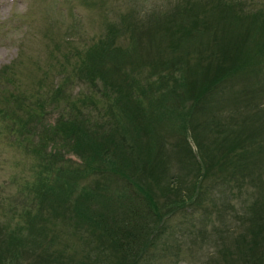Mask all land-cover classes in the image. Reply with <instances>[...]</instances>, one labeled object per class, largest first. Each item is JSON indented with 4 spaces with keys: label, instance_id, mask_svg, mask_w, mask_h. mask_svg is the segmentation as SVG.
Wrapping results in <instances>:
<instances>
[{
    "label": "rangeland",
    "instance_id": "rangeland-1",
    "mask_svg": "<svg viewBox=\"0 0 264 264\" xmlns=\"http://www.w3.org/2000/svg\"><path fill=\"white\" fill-rule=\"evenodd\" d=\"M262 26L264 0H0L1 235L22 234L18 245L33 246L29 230L37 229V223L47 222L45 201L39 200L43 192L39 194L31 187L38 180L34 168L39 157L34 148L37 136L51 142L60 141L54 137L52 126L66 104L58 100L50 106L48 98L55 85L61 83L77 107L82 99L91 97V107L102 110L105 103L89 84L78 76L69 82L61 81L64 73L59 68L68 50L87 49L107 35H113V45L124 56L121 68L131 71L125 81L154 85L153 96L162 97L163 101L149 107L154 117L148 125L153 130L151 135L159 134L167 138L165 143L173 145L171 148L177 157L173 164L180 162L177 168L185 185L189 186V180L193 179L195 167L187 150L199 154L203 166L199 178L203 175L209 182V188L202 189V200L198 196L194 210L167 214L164 229L154 244L155 257L144 264H218L207 257L218 248L217 241L236 244L251 237L249 228L252 227L255 233L264 235V191L258 190L259 185L264 188ZM111 29L114 31L109 34ZM191 30L200 38L198 42L192 39L198 37ZM232 33L238 41L233 44ZM176 41L179 42L173 45ZM241 44H248L246 51H238ZM201 53L208 58L198 60ZM193 65L206 70L205 87L210 92L206 106L203 105L205 109L195 108L191 113L193 106L182 97L184 81L191 83L195 79L193 76L183 79L184 70ZM167 92L175 95L168 96ZM198 92V89L192 91ZM38 100L44 101L42 108L37 106ZM78 108L87 111L82 104ZM27 114L34 116L33 129ZM214 122L220 124L214 125ZM191 128L197 134L193 138ZM184 130L188 135L183 136ZM223 138L229 144L240 142L247 164L230 179L231 167L217 166L212 159L221 156L215 148L216 142H222ZM202 145L205 148L200 152ZM65 159L67 167L68 160L81 167L80 158L73 152L66 153ZM237 176V184L225 181ZM96 179L89 175L80 182H88V186L79 182L76 185L88 188L89 201L84 212L97 218L106 211L104 197L97 194L99 188L119 204L121 197L111 181H102L96 188ZM60 181L65 185L68 180L48 176L44 184L57 185ZM80 195L75 186L67 202L69 210L74 212L65 211L67 218L55 213L49 215L50 221L45 225L49 239L50 233L62 232L65 237L58 234L55 241L43 242V248L47 253L64 250L65 254L66 251L71 257L67 259L70 264H78L83 259V249L87 246L80 239L89 241L94 230L82 223L81 218L70 216L75 213ZM154 199L162 200L158 195ZM26 212H31L34 222L27 219ZM256 217L262 219V224L254 223ZM229 231L232 233L227 241Z\"/></svg>",
    "mask_w": 264,
    "mask_h": 264
},
{
    "label": "trees",
    "instance_id": "trees-1",
    "mask_svg": "<svg viewBox=\"0 0 264 264\" xmlns=\"http://www.w3.org/2000/svg\"><path fill=\"white\" fill-rule=\"evenodd\" d=\"M110 27L114 28L112 25ZM113 31L111 29L109 34ZM193 33L195 37H198L195 32ZM192 39L198 42L200 38ZM178 42H173V45ZM230 42L231 44L238 42L233 33L230 35ZM247 47L248 44H241L238 51H246ZM63 58L64 62L59 68L64 73L61 81L69 82L72 77L78 76L80 80L89 84L97 95L99 94L98 97L105 103V106L102 110L91 107V97H87L86 100L82 99L78 103V107L82 104L87 111L81 110L65 94V88L63 89L61 83L55 85L48 98L49 105L53 106L58 100L66 103L56 123L52 126L54 137L59 138L60 141L53 139L54 142H51L36 135L34 151L39 159L34 171L38 180L34 181L31 186L33 191L39 194L43 192L39 200L40 202L45 201L47 222L37 223V229L29 230L28 233H32L30 239H32L33 246L18 245V241L22 240L20 238L22 234L2 236L0 232V264H50L49 261L55 264L59 262L70 264L67 259L71 257L66 251L65 254L64 250L47 253L43 244L46 241H55L58 234L65 237L62 232L57 235L50 233L51 239H49L45 233V225L50 221L49 215L54 213L67 218L64 213L70 209L67 202L75 186L81 195L77 198L78 206L76 205L75 213L70 216H75L77 220L81 218L82 223L94 229L89 235V241L80 239L87 247L83 249V259L78 264L147 263L155 257L153 256L156 251L154 244L164 229L167 214L170 211L194 210V206L198 204L196 202L198 196L202 200L204 195L202 189L209 188L208 179L204 180L203 175L199 178V174H203L201 172L203 166L200 164L201 157L187 150L189 157L195 161V167L194 177L189 180V186H186L182 173H180L181 170L177 168L180 162L177 165L173 164L174 159L177 158L171 148L173 145L165 143L167 138H161L159 134H157L159 137L151 135L153 130L148 125L154 117L149 107L156 102L163 101L162 97L153 96L154 85L143 86L138 82L125 81L131 71L124 67L121 68L124 56L119 53V48L113 45V35L100 38L87 49L68 50L63 54ZM207 58L201 53L198 60ZM72 61H74L73 64ZM241 66L243 69L242 64ZM184 71L186 76L183 79L190 76L195 78L191 83L184 81L185 95L182 97L190 101V105L193 106L191 113H193L195 108L201 109L208 102L210 91L205 87L204 73L206 70L193 65L191 69L186 68ZM194 89H198L199 92L192 93ZM174 95L168 94V96ZM37 104L39 108H42L44 101L38 100ZM170 105L172 108V104ZM94 110L96 111L95 116H93ZM172 112L168 111V113ZM5 113L7 114V111ZM27 115L29 125L33 129L34 116ZM178 115L183 117L188 114ZM219 124L214 122V125ZM12 131L16 132L14 129ZM191 131L192 138L197 136L195 128H191ZM18 133L21 134L19 131ZM187 133L184 130L183 136L188 135ZM227 141L228 139L223 138L222 142H216L218 146L215 149L221 156L212 159L215 160L217 166L226 164L231 167L230 179L236 176V172L245 169L247 164L244 161V148L240 142L236 140L229 144ZM178 144L175 145L186 153L185 149ZM204 148V145L200 146V152H203ZM68 152H73L80 158L81 167L72 160H68L69 167H67L65 157ZM190 163L193 164V162ZM89 175L98 178L96 188L102 181H111L119 190L121 197L119 204L118 200H110V194L102 193L104 190L99 188L97 194H101L99 197H104L106 211L97 218L84 212L85 205L89 201L88 188L76 185L78 182L83 183L82 179ZM48 176L68 181L65 185L60 181L57 185L46 186L44 180ZM237 180L238 176L230 181L225 179L228 183H236ZM87 183L84 184L87 185ZM258 190L263 192L264 188L259 185ZM156 195L162 200L156 201L154 199ZM162 209L167 211L162 212ZM69 212L74 211L69 210ZM25 215H28L27 219L30 222L35 221L31 212H26ZM254 223L262 224V219L256 217ZM249 230L251 237L240 240L236 244L227 245L226 241H217L218 248L210 251L207 257L210 256L211 260L218 264H264V235L260 232L255 233L253 227ZM231 233L232 231L225 233L227 241ZM25 249L27 254H25ZM22 253L25 255L22 256ZM21 257L24 258L23 261L17 262Z\"/></svg>",
    "mask_w": 264,
    "mask_h": 264
}]
</instances>
